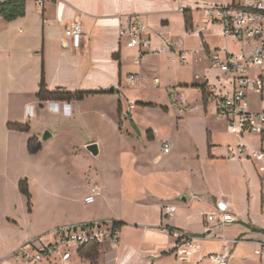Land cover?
<instances>
[{"label":"rangeland","instance_id":"374dc122","mask_svg":"<svg viewBox=\"0 0 264 264\" xmlns=\"http://www.w3.org/2000/svg\"><path fill=\"white\" fill-rule=\"evenodd\" d=\"M29 13L30 31L22 33L20 24H16L8 32L22 43L19 46L21 52L25 53V65H31V69L35 66L37 71L40 55L35 50L42 49L43 32L42 26H38L37 8L31 6ZM208 22L204 12L197 13L193 31L196 34L191 31L185 39L188 49L185 62L176 55L163 56L161 70L152 74L160 77L162 84L158 88L150 86V83L144 86L130 85L125 95L98 94L74 102H39L35 98L36 104L28 106L27 102L34 99L29 87L33 78L28 77L23 84L26 85L25 94L7 98L16 105L15 108L12 105L9 113L14 118L11 123L27 125L28 129L10 128L7 121L1 120L8 113L0 111V264L18 261L30 264L24 252H35L34 245L41 241L54 242L57 227L94 222L95 217L106 215L109 209L101 206L99 201L92 204L84 201L86 194L99 180L113 177L115 184L122 187L125 193L130 187L138 185L145 193L146 189L151 190V184L162 187L164 182L160 170L166 167L165 161L153 165L152 160L162 153L163 141L167 139L172 143L175 140L179 142L172 150L180 161L182 155L189 157L193 154L191 139L199 147L203 168H206L214 183L248 184V175L239 167L231 169L223 162L225 159L218 163L207 162L210 141L212 154L219 150L222 155H225L228 144L238 145L241 141L250 149L259 148L262 144L259 133L233 134L227 122L225 124L216 119L217 110L212 95L220 94L225 89L232 90L233 87L231 80L213 68L206 59L202 35L198 30H202L204 36H211L212 44L218 43L217 46L222 48L229 46L230 50L238 52L241 47L232 38H222L216 30H209ZM172 25L173 32L182 35L181 18L175 17ZM39 44L41 47L34 49ZM29 48L32 49L28 54ZM252 73H257L256 68L252 69ZM197 75L201 78L198 79ZM206 77L209 82L207 90L211 94L207 103L203 89ZM14 87H18V84ZM48 89L54 91L56 87L48 86ZM110 89L111 86L106 91ZM64 91L88 92L91 89L64 88ZM172 93L176 94L178 103H173ZM259 98L260 92L252 94V103ZM119 102L123 103L121 112ZM131 103L136 108L131 109ZM166 106L170 108L169 112L165 110ZM23 116L25 119H22ZM16 118H20V121ZM152 129L160 132L155 141L147 144L153 136V132H149ZM46 132L51 137L43 140ZM33 137L42 144L37 153H31L28 149V142ZM91 143L99 145L98 155L88 149ZM152 170L158 171L159 175L151 177L149 173ZM259 172L260 169L257 171L255 168V174ZM148 194L152 203L161 198L159 192L154 197L150 192ZM202 201V209L206 210L205 201ZM256 224L262 222L256 221ZM218 243L219 240H212L210 246L215 247ZM71 250V264H91L82 257V253L79 254L77 246L71 247ZM242 251V261L237 264H260L255 247L248 241Z\"/></svg>","mask_w":264,"mask_h":264},{"label":"crops","instance_id":"0c3cea01","mask_svg":"<svg viewBox=\"0 0 264 264\" xmlns=\"http://www.w3.org/2000/svg\"><path fill=\"white\" fill-rule=\"evenodd\" d=\"M226 3H229V0H187L182 3L179 0H43V5H38L37 0H27L24 16L13 21H7L0 16V111L8 113L1 120L10 123L14 119L9 113L16 105L7 98L11 95L25 94L26 85L23 84L28 77L33 78L29 87L32 89L30 94L34 95V99L28 101L26 105L36 104L35 98H38L43 72L49 87L91 89V92H96L87 97L109 93L125 95L130 85L144 86L150 83L151 78L160 80V77L152 74L161 70L163 56L178 57L170 51V44H174L177 51L186 52L187 60L188 49L185 46V39L189 37L188 33L191 31L196 34L193 31L197 13L204 12L209 20L207 28L216 30L219 36L226 38L222 34L221 23L211 18L207 11L212 5ZM31 6L37 8L38 26H42L43 32L42 49L35 50L40 55L37 59V71L35 66L31 69V65H25V53L21 52L19 46L22 43L8 32L16 24H20L22 33L31 30L29 13ZM185 11L190 13V27L186 24ZM134 16L142 18L147 35L152 39V46L156 49L164 48V52L149 51L139 59L140 49L128 47V38L120 37V29L123 23L129 22ZM175 17L182 20V35L173 32L172 23ZM75 21H80L83 27V40L79 49L69 44L65 34L66 28ZM198 33L202 35L206 59L209 49L219 50L222 56L225 48L230 50L229 46L222 48L217 46L218 43L212 44L211 36H204L202 30L199 29ZM40 47L41 44L34 46V49ZM31 49L27 50L28 54ZM130 74L137 75L136 83L131 82ZM124 77L127 83L124 82ZM197 78L201 77L197 75ZM205 79L203 89L207 103L211 94L207 90L208 78ZM17 84L18 87L15 88ZM161 84L160 80V86ZM110 86L114 87V90L106 91ZM172 94L173 103H178L176 94L175 98ZM38 101L42 102L39 98ZM74 101L77 100L70 102ZM138 103L147 105L139 101ZM173 106L175 107V104ZM130 107L136 108L133 103ZM118 108L121 112L122 102L118 103ZM165 110L169 112L170 108L166 106ZM16 119L20 121V118ZM22 119H25V116ZM216 119L226 124V121L219 120L217 115ZM149 132H153V136L148 139L147 144L155 141L160 131L152 129ZM166 141L171 143L169 152H165L163 148ZM210 142L208 144L210 157L207 156V162L218 163L225 159L223 162L231 169L239 167L248 175V184L214 183L206 168H203L204 161L200 158L199 147L191 139L190 147L193 154L189 157L182 155L181 161L172 150L179 142L164 140L162 153L157 154L152 160L153 165L165 161L166 167L160 170L164 182L162 187L151 184V190L146 189L145 193L138 185L130 187L125 193L111 177L99 180L86 194L89 195L94 187H99L101 194L92 203L99 201L101 206L109 209L106 215L95 217V220L109 219L125 223L119 227L118 244L112 245L108 242L101 244L100 257L96 262L90 261L91 264H215L212 255L222 251L225 246L231 251V264H237L242 261V250L247 241L256 249L257 241L264 240L261 199L264 161L256 162L252 159L251 161L246 156L229 157L228 147L235 144H228L225 147V155L218 152L219 150L212 154L213 145ZM255 168L257 171L260 169L258 175L255 174ZM149 174L151 177L159 175L156 170ZM148 192L153 197L159 192L161 198L156 199L154 203L149 202L151 197ZM202 199L205 201L206 210L202 209ZM218 199L229 202L232 213L237 218L236 222L225 227L207 222V215L215 210ZM167 206L176 208L169 219L164 216ZM256 221H261L262 224L258 225ZM165 225L197 235L198 249L187 259L178 258L174 251L178 237L162 231L161 228ZM212 240H219V243L211 247ZM259 263L264 264L260 257ZM44 264L57 263L46 261Z\"/></svg>","mask_w":264,"mask_h":264},{"label":"built area","instance_id":"2783aa9c","mask_svg":"<svg viewBox=\"0 0 264 264\" xmlns=\"http://www.w3.org/2000/svg\"><path fill=\"white\" fill-rule=\"evenodd\" d=\"M181 3L187 0H179ZM38 5H43V0H37ZM182 9H184L182 5ZM211 18L222 25V34L226 38H232L240 44V51L234 52L224 49V55L219 50L209 49L207 59L210 65L218 69L223 76L230 79L233 89H225L220 94L212 95L216 105L217 118L228 124V129L233 134L244 135L246 132H256L262 136V144L259 148H249L244 142L228 147V156L231 158L243 157L253 161H264V0H232L231 3L216 4L207 8ZM69 44L79 49L83 40V27L80 21L72 22L65 31ZM120 37L128 38V47L140 49L139 59L147 52H164V48L156 49L152 46V39L147 35V28L140 16L130 18L123 23L120 29ZM171 52L177 54L184 62L186 52L174 49L170 44ZM178 46V45H177ZM139 59L137 61H139ZM256 68V74L252 69ZM131 82L136 83L137 75L130 74ZM150 86H160L158 78H151ZM260 92V98L252 103V94ZM175 98V94H172ZM165 152L171 149L170 141L163 144ZM101 194L99 187H94L92 192L85 197L87 203L95 201ZM262 214L264 220V185L262 187ZM176 208L167 206L164 210L165 218L169 219ZM237 218L231 210V206L225 199H218L215 210L207 215L209 224L229 226L236 222ZM162 231L170 232L178 237L174 244V251L178 258L187 259L198 249L199 237L183 230L171 228L165 225ZM56 240L54 242H40L34 245V251L24 252L30 264H44L46 261L57 264H70L73 256L71 247L86 248L94 244L110 243L117 245L119 242V226L115 220H96L81 224H70L57 227L54 230ZM24 250V249H23ZM257 256L264 262V240L257 241L255 249ZM14 256V255H13ZM231 251L228 247L212 255L215 264H229ZM14 264H22L16 262Z\"/></svg>","mask_w":264,"mask_h":264},{"label":"trees","instance_id":"16d2710c","mask_svg":"<svg viewBox=\"0 0 264 264\" xmlns=\"http://www.w3.org/2000/svg\"><path fill=\"white\" fill-rule=\"evenodd\" d=\"M26 5L27 0H4L0 1V16L3 17L7 21H13L19 17H22L26 14ZM185 20L187 27H190L191 17L188 11H185ZM96 92H68L64 91V88L58 87L56 90L52 91L48 89L44 72L42 74V79L40 83V89L37 93V97L41 101H72V100H83L89 94ZM206 95L204 94V99L206 100ZM151 105V104H150ZM153 105V104H152ZM10 128H15L19 130L28 129L27 125L19 124V123H9ZM42 148V144L36 137H33L28 142V149L31 153H37ZM21 188L23 186L21 184ZM24 190V189H23ZM28 192L27 190H25ZM117 226L121 227L125 223L121 221H116ZM82 253V257L91 261L96 262L100 257V245L94 244L86 248H80L79 254Z\"/></svg>","mask_w":264,"mask_h":264},{"label":"water","instance_id":"95a60500","mask_svg":"<svg viewBox=\"0 0 264 264\" xmlns=\"http://www.w3.org/2000/svg\"><path fill=\"white\" fill-rule=\"evenodd\" d=\"M110 90L113 91V90H114V87H112ZM49 137H51V134L48 133V132H46V133L44 134V136H43V140H46V139H48ZM88 149H89L94 155H98V154H99V146H98V144H96V143H91V144H89V145H88Z\"/></svg>","mask_w":264,"mask_h":264}]
</instances>
